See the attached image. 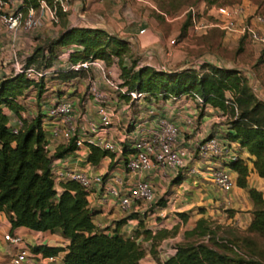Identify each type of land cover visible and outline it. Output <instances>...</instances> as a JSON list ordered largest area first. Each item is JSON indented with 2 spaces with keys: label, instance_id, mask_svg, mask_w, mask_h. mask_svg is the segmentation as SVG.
Listing matches in <instances>:
<instances>
[{
  "label": "trees",
  "instance_id": "trees-1",
  "mask_svg": "<svg viewBox=\"0 0 264 264\" xmlns=\"http://www.w3.org/2000/svg\"><path fill=\"white\" fill-rule=\"evenodd\" d=\"M40 1L22 0L19 8L22 11L30 7L37 8ZM44 1L54 9L61 29L46 45L34 48L27 56L28 64L51 67L58 59V46H73L67 53L71 62L95 58L103 60L106 65L113 63L118 67L120 80L117 85L125 88L124 92L117 91L118 99L133 100L127 93L131 90L144 93L147 100L197 93L204 98V103L228 113L227 127L210 130L207 135H215L230 144L236 143L233 147L237 157L227 162L232 173H236L233 175L235 185L243 188L248 186V161H251L256 173L264 178V98L256 94L246 72L207 61L201 62L198 67L188 66L176 70L142 64L132 56L128 39L103 27L71 25L61 1ZM190 24L191 14L187 13L181 25V35H184ZM242 35L248 37L246 33ZM83 73L81 70L60 68L49 76L67 83ZM47 78L35 80L23 72L0 78V211L6 212L12 227L60 231L68 239L65 245L36 244L30 248L44 256L64 250L62 264H141L145 251L137 239L140 233L138 226L130 235L124 234L120 227L131 218H138L141 225L146 211L155 208V200L145 213L131 211L116 219L114 228L110 229L109 226L100 227L94 223L96 212L88 206V190L81 184L70 179L63 181L59 189L56 188L52 178L53 160L77 147L71 139L58 143L50 152L43 126L45 110L42 109L48 104H39L41 107L38 112L25 116L26 107L21 100L32 89L40 96ZM227 92L231 93V99ZM79 103L84 106L80 100ZM7 110L22 120L16 132L12 131ZM203 110L202 106L200 111ZM132 129L133 125L127 130ZM128 140L126 138L123 141V162L134 151ZM87 147L89 151L86 159L93 165L98 164L104 156H114L113 152L97 145L88 144ZM244 152L247 153L246 157ZM104 174L106 176L108 173ZM179 182L180 173L172 179V183ZM247 192L253 204L248 230L264 234L263 193L255 187H249ZM180 214L186 215L184 212ZM217 229L218 225H214L211 220L204 216L198 217L192 227L184 230V241L174 245L173 253L162 264H257L233 250L228 244L233 243L231 239L219 241ZM143 232L146 233V239L163 236L161 230L153 234L149 229H143Z\"/></svg>",
  "mask_w": 264,
  "mask_h": 264
},
{
  "label": "built area",
  "instance_id": "built-area-1",
  "mask_svg": "<svg viewBox=\"0 0 264 264\" xmlns=\"http://www.w3.org/2000/svg\"><path fill=\"white\" fill-rule=\"evenodd\" d=\"M21 1L0 0V26L8 34L17 35L20 31L32 32L43 26L44 18L56 19L54 9L44 0L40 1L37 8L30 7L27 11H22L19 8ZM62 7L66 9L64 3H62ZM245 10L246 7L242 3L218 5L214 7L213 13H209L212 16L211 19L201 17L197 6H190L185 12L191 14L189 28L194 32H205L212 26H218L225 33H246L249 39L262 49L264 48V31L260 29L259 25L264 22V17L261 14H247ZM144 31V27L139 29V32ZM170 42L174 43L175 39H170ZM9 52L11 63L9 74L23 72L27 77L38 80L49 77L52 71L60 68L87 71L95 67L104 78L103 81L108 84L107 86L122 92L125 91L124 87H119L116 81H112L105 74L106 65L101 59L60 62L61 55H68V51H66L61 52L60 56L58 55V59L51 67H35L34 64L27 63V55H20L15 45H11ZM87 91L86 98L94 102L98 120L90 117L85 109H77L74 101L63 94L45 107V120L50 121L52 134L59 137L61 142H68L72 139L77 148L94 144L119 156L123 153V141L129 138L132 140L134 151L129 154L123 164L129 171L141 174V176L133 182L127 183L122 176L115 173H108L105 176L100 172H89L69 167L66 164L59 165L55 162L56 160H53L51 164L52 178L57 189L63 181L72 179L86 188L88 193L93 189H101L100 202L115 198L123 211H127L131 206L141 204L147 208L149 203L155 200V188L148 178L142 176V173L154 168H158L163 176H175L182 173L184 169L189 173H196L200 170L199 166L188 167L192 157L196 162L202 164L201 175L205 174L207 179H210L220 190L230 192L235 186L234 176L227 162L237 157V152L233 147L236 143L230 144L215 135L208 136L203 133L192 147L184 145L179 139L178 125L170 117L158 112L155 99L148 101L149 103L138 121L134 119L130 121L133 125L132 130H124L118 138H113L109 136L113 114L107 93L101 90L93 79L89 80ZM127 93L133 100L145 98L144 93L140 91L131 90ZM167 98L174 101L192 98L196 106V119L198 111L202 106L205 109L208 104L204 103V98L197 93L170 95ZM194 115L187 117V123H193ZM9 123L12 131L16 132L22 124V120L19 117H14ZM3 237L14 244L23 240L19 234L9 232L4 233ZM52 258L53 256L50 255L49 260ZM49 260L40 264H49ZM35 261L34 255L31 256L26 248H21L12 255L10 264H35Z\"/></svg>",
  "mask_w": 264,
  "mask_h": 264
},
{
  "label": "rangeland",
  "instance_id": "rangeland-1",
  "mask_svg": "<svg viewBox=\"0 0 264 264\" xmlns=\"http://www.w3.org/2000/svg\"><path fill=\"white\" fill-rule=\"evenodd\" d=\"M61 4L66 5V11L68 12L69 23L84 24L91 23L92 20L103 17V22L110 24V31L115 29L116 25H134L145 28L144 33H140L144 36L147 30H151L152 33L156 31L161 32L164 37V43L162 44V51H166L169 48L173 49L176 42H169L171 38L175 41L179 40L182 44L183 36L179 32L181 25L185 20L188 12L186 9L190 6H197L200 10V16L205 19H211L212 16L209 13H213L214 7L218 5H230L234 2H242L246 7V12L253 14H261L264 17V0H59ZM89 5H94L97 12L100 9H106L109 12L108 15L99 14L94 16H87V12L84 16L83 9ZM79 9L81 10L79 12ZM92 13L93 11H89ZM111 14V15H110ZM112 23V24H111ZM260 29L264 31V22L260 23ZM61 29L59 21L56 19L44 18V24L39 29H34L32 32L22 31L20 34L22 43L17 48L20 55H26L32 53L34 48L38 45H46L48 40L55 36ZM138 31V30H137ZM192 32L188 35L187 40L191 43H195L196 46H187V54L197 58L196 67L201 62L207 61L227 67L240 68L243 72H247L251 78V86L256 94L264 98V50L255 46V44L239 32L225 33L220 27L212 26L206 33ZM115 33V32H114ZM6 35V34H5ZM179 38V39H178ZM7 39V38H3ZM138 39V38H137ZM181 39V40H180ZM32 41V42H31ZM136 42V40H133ZM178 41V42H179ZM133 42V43H134ZM130 43L132 56L142 60L143 59V47H135L132 42ZM160 43V41L158 42ZM170 47H168V45ZM179 47V46H178ZM7 48V47H6ZM5 50L4 48H1ZM7 48L5 51H7ZM61 46L57 47L59 53ZM153 49V48H152ZM156 48L153 49L155 53ZM157 55V54H156ZM191 57V58H192ZM261 58V60H259ZM167 60H157L156 67L163 68L167 65ZM9 62H6V64ZM174 64V63H173ZM171 64V65H173ZM64 65V64H63ZM106 65V63H105ZM174 64L173 66H177ZM38 67V65H35ZM172 66V67H173ZM155 67V66H154ZM84 81L79 82L80 85H67L58 81L53 76H49L45 80L44 90L40 96H37V91L28 90L26 95L33 96V101H26L21 98L25 104L26 110L24 115L38 112V108L43 104H49L53 100L60 98L59 94H68L71 97L76 93L78 100H82L83 97H87L89 80L93 79L97 82L100 89L107 93V98L110 100L114 96L118 95L121 91L114 87L105 85L104 78L98 73L94 67L88 71H84ZM105 74L112 79V81H119V70L115 64L106 65ZM82 77V78H83ZM73 89L72 92L67 90ZM118 91V92H117ZM64 92V93H63ZM63 93V94H62ZM227 96L231 99V93L227 92ZM92 101V100H91ZM41 104V105H39ZM80 105V104H79ZM143 108L145 106H142ZM133 109V108H132ZM218 115H222L220 120L222 129L227 127L228 113L223 112L218 108ZM136 120L138 118L136 117ZM225 130L222 131L224 133ZM194 156V155H193ZM195 157V156H194ZM195 159L189 161V166L196 165ZM186 167V168H188ZM203 166H199L201 170ZM174 175L166 176L165 180L168 183H164L165 187L156 193L154 205L156 210L160 211V214H156L146 221V216L142 217V224L137 223L139 229L138 240L141 241V245L144 248L145 254L141 259L142 264H162V262L171 255L174 251V245L179 241H184V230L192 227L198 217L204 216L211 220L214 225H218L216 237L219 241H225V239H231L233 243H228L233 250L241 252L246 258L252 259L257 264H264V234H259L254 231L248 230L249 222L252 218L253 204L250 197L243 189L233 187L230 194L228 192H217V187L210 179L202 176V180L205 181V186L210 193H213L215 198H221L223 195L227 197V202L208 200L206 197L205 189L199 191L196 188V174L189 173L184 169L180 173V182L172 183ZM204 178V179H203ZM212 183V184H210ZM173 184H175L174 187ZM209 186H208V185ZM248 184V183H247ZM249 185V184H248ZM200 192L202 194H200ZM219 193V195H218ZM263 196H264V192ZM231 196V197H230ZM229 199V200H228ZM176 201L175 205L172 203ZM150 204V203H149ZM174 207V208H173ZM175 207L178 209L175 210ZM180 212H184L186 215H181ZM146 214V213H145ZM139 221V220H138ZM192 225V226H191ZM187 227V228H186ZM127 233L124 230V234H132L133 230ZM143 229H149L153 234L156 231L161 230L163 236L156 239H146L144 236L146 233ZM34 232V231H32ZM41 233L42 231H38ZM45 232V231H43ZM60 233V231H57ZM61 234V233H60ZM188 239H192L189 237Z\"/></svg>",
  "mask_w": 264,
  "mask_h": 264
},
{
  "label": "crops",
  "instance_id": "crops-1",
  "mask_svg": "<svg viewBox=\"0 0 264 264\" xmlns=\"http://www.w3.org/2000/svg\"><path fill=\"white\" fill-rule=\"evenodd\" d=\"M86 1L88 2L89 0H86ZM95 10H96V7L94 5H89L83 9V14L85 16L87 12V16H91L92 14L96 16L101 13L104 15H108V18H110L108 10L100 9L99 12ZM80 11L81 10L79 9V12ZM89 11H93V12L90 13ZM99 17L100 18H96L95 20H92L91 23L89 24L84 23V24H77V25L103 27L110 31L111 25L104 23L102 20L103 17L101 15ZM71 25H75V24L71 23ZM180 31L181 30H179V32ZM111 32L117 33L118 35L128 39L132 43L134 42L133 40L135 39L136 42H134L133 45L135 47L139 46V48L141 47L144 48L142 49L143 59L140 60V63L142 64H149V65L156 67V62L159 59V60L169 61L167 62V65L163 66V69L165 70H176V69H181V68L188 67V66L196 67L197 58L194 59V57L187 54V46L188 47L196 46L195 43H191L189 40H187L188 35L192 34V32L190 31V28L186 29L184 33L185 36H183L182 40L180 39L182 41V44H180L179 40H178L179 42L176 40L175 41L176 43L173 44L174 48L173 49L169 48L165 52L162 51V48H163L162 44L164 43V40H163L164 37L161 35V32L159 31L152 33L151 30H147L146 31L147 33L144 36H142L140 33H144L145 31L139 32L138 25L137 26L127 25L126 26V25L118 24L116 25L115 29L112 28ZM21 33L22 31H20L17 35L8 34L0 26V78L10 73L11 63H10V52L9 51H10L11 45H15L17 48L20 47V43H22L21 36H20ZM3 38H7V39H3ZM159 41L160 43H158ZM255 46L259 48L258 45L255 44ZM6 47L9 48L7 51H5L7 49ZM168 47L170 46L168 45ZM1 48H4L5 50ZM71 48H74V47L73 46H63L61 47L59 53L57 52V54L60 56L61 52L69 51ZM152 48L153 49L156 48L155 53L153 52ZM29 54H26V55L28 56ZM66 57L67 56H65V54L61 55L62 59H60V62L67 61L68 58ZM6 62H9V63L6 64ZM177 62H178V65L176 67L173 66L174 64H177ZM98 73L100 74L99 71ZM83 76H84V73L82 75H78L77 77L71 79L66 84L67 85H80L79 82H82L85 79ZM248 76H249V81H250L251 76L249 74ZM105 85H108V84L105 83ZM70 90L68 89L67 92L73 91V89H70ZM65 95L70 96L68 94H65ZM70 98L74 101L75 107L77 109H80V108L85 109L90 117H92L95 120H98V117L95 111V105H94V102L91 101V99H87V98L85 99V97H83L82 100L80 101L82 104H84V106L82 107L79 105L80 103H79L78 97H76V93H74L73 96H71ZM22 99L24 100V102L34 100L33 96L31 95H24ZM148 101L149 100H147V98H143V99L139 98L137 100L134 99V100H128V101H124L123 99H118L117 96L116 97L114 96L113 98H111L109 101V106L111 107V111L113 114V121H112V126L109 131V136L113 138H118L120 135H122L124 130L128 129V127L132 128L130 121L133 119L136 120V117L138 118V120L139 118L142 117L144 113L143 111L149 103ZM156 105H157V110L159 113H162L170 117L178 125L180 129L179 139L184 145L188 147H192V145L196 142L197 138H199L201 134L203 133L207 134L210 130L222 129V124L218 122H220L223 116L218 115L219 113L218 107H214L210 104H207L203 111H198L197 119H196V106L192 98H183L181 100L174 101V100H170L167 97L164 98L163 96H159L156 99ZM142 106H145V107L143 108ZM42 109L45 110L44 106H42ZM7 113H9L10 121H12L15 116H13L8 110H7ZM191 115L192 116L194 115L195 117L193 118V123L189 124L187 123L186 119L187 117ZM43 126L46 132L47 148L50 150V152H52L55 146L61 142V139L52 134L51 129H50L51 128L50 121L44 120ZM129 140L128 141L132 143V140L131 139ZM88 151H89V148L86 145H84L54 160H56L55 162L58 163L59 165L66 164L69 167L78 168V169H82V170L89 171V172H100V173H109V174L115 173L117 175L122 176L125 182L127 183L133 182L135 179L141 176V174L139 175V174L133 173L129 171L127 168H125L123 164L122 156L121 155L119 156L115 153H114V156L112 157L104 156L98 164L93 165L90 162H88L86 159ZM243 155L246 157L247 153L244 152ZM196 166H202V164L196 162ZM248 166H249V174L247 175V183L249 185L246 188H243L237 185H235L234 187L243 189L247 195H248L247 189L249 187H255L256 189L264 192V178L259 176L256 173V171L254 170L252 166L251 161H248ZM193 174H196V177H197L196 178V188H198L199 191L205 189L204 191L206 193L205 195L207 199L214 200L213 198L215 197L213 196L215 195L209 192V190L204 184L205 181L202 180V176L206 177V175L205 174L201 175L200 170ZM233 175L234 176L236 175L234 171H233ZM142 176L145 178H148L153 183L154 188H155V196H156V193L160 192V190H162L165 187L164 183H168V181L165 180L166 176H163L161 171L158 168H154V169H151L150 171L142 173ZM181 184L182 183L180 182V184H177V185H181ZM174 185L175 184H173V186ZM60 187L61 186H59V188ZM217 190H218L217 192H224L220 190L218 187H217ZM100 191L101 189H97V190L93 189L87 194L88 206L96 212L93 216V221L97 226H100V227L109 226L110 229H113L114 221L116 219L126 215L127 213L131 211H138L139 213H143L146 210L144 205L141 204L139 206L138 205L131 206V208H129L127 211H123L119 207L118 202L115 198H109L106 202H100L99 200ZM202 193L200 192V194ZM228 193L230 194V192ZM219 198L216 197L214 201L215 202L218 201ZM225 201L227 202V197L223 195V197L220 198V202L222 203ZM175 202L176 201L172 203V206L176 204ZM176 209L178 208L175 207V210ZM160 213L161 212L159 210L157 211L156 208H154L153 210H147L144 216H146V221L151 223V220H148V218H151L152 216H155L156 214H160ZM137 223H138V218H131L126 224L120 227V230L121 231L126 230L128 233L129 231L132 230V228L137 227ZM38 231H42V232L39 233ZM7 232L11 234H19L23 238V240L15 244L10 243V241L5 240L3 237L4 233H7ZM67 242H68V239L65 238L62 234L58 233L57 231L51 232L49 230H32L25 226L12 227L11 223L8 220L6 212L0 211V264H10L12 255L21 248H26L28 253L31 256L32 255L35 256L36 258L35 264H40L43 261L49 260L50 255L44 256L39 252L31 251L30 247L32 245H36V244L65 245ZM64 252H65L64 250H61L57 254L51 255L53 256V258L49 260V264H62V257L64 255ZM147 264H150V262H147Z\"/></svg>",
  "mask_w": 264,
  "mask_h": 264
}]
</instances>
